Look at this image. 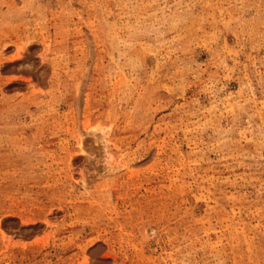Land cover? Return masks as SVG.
<instances>
[{
  "label": "rangeland",
  "instance_id": "1",
  "mask_svg": "<svg viewBox=\"0 0 264 264\" xmlns=\"http://www.w3.org/2000/svg\"><path fill=\"white\" fill-rule=\"evenodd\" d=\"M0 264H264V0H0Z\"/></svg>",
  "mask_w": 264,
  "mask_h": 264
}]
</instances>
